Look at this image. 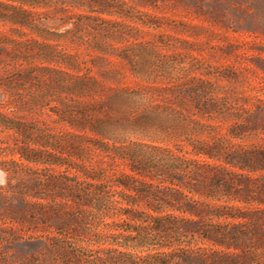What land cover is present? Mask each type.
<instances>
[{"label": "trees", "instance_id": "obj_1", "mask_svg": "<svg viewBox=\"0 0 264 264\" xmlns=\"http://www.w3.org/2000/svg\"><path fill=\"white\" fill-rule=\"evenodd\" d=\"M127 16L104 0H0V25L9 26L0 32V105H14L11 114L0 111V123L16 132L9 148L21 160L5 162L17 168L45 163L37 156L43 152L47 163L63 165L71 142L54 131L32 138L19 115L30 105L31 89L46 83L65 94L53 111L82 150L81 162L68 167L75 169L70 199L96 220L99 246L73 252L75 264H264V136L252 150L237 141L251 132L249 118L264 117V99L224 89L222 79L237 83L239 77L205 66L201 55H190L199 66L174 72V64L161 62L147 71L129 47L157 44L131 40L137 34L126 28L141 29ZM50 21L72 23L65 34L84 49L71 53L47 41ZM24 28L45 40L22 39ZM82 53L95 58L93 66ZM95 66L100 70L93 73ZM252 132L264 135V124ZM237 169L260 171V194H251L257 178ZM188 237L209 245L190 247Z\"/></svg>", "mask_w": 264, "mask_h": 264}, {"label": "rangeland", "instance_id": "obj_2", "mask_svg": "<svg viewBox=\"0 0 264 264\" xmlns=\"http://www.w3.org/2000/svg\"><path fill=\"white\" fill-rule=\"evenodd\" d=\"M104 1L111 2L117 9L121 8L128 14L123 19L141 29L136 31L126 28L128 34H137V39L130 37L131 40H151L157 44L156 47L137 43L129 47L135 52L136 58L147 66V71L158 70L161 62L174 64V72L182 65L199 66L198 61L190 55H201L206 61L205 66L212 64L216 67L215 71L223 74L233 71L239 77L237 83L222 79L219 83L224 89L231 90L235 86L239 92L264 99V90L256 91L257 86L264 87V0H125L127 4L124 0ZM129 4L136 5L138 9H131ZM138 10L151 15L142 14ZM74 11L81 10L74 8ZM141 19L154 22L159 27L143 25ZM46 25L53 36V39L47 41L58 44L59 49L73 53L76 47H81L71 39V34H65L66 29L73 26L72 23L58 25L50 21ZM8 27L0 25V32H8ZM24 30L28 35L22 39L34 37L45 40L36 33H29L28 28ZM161 40L167 41L169 46ZM126 43L129 42H123L122 45ZM33 48L40 50L39 46ZM83 49L81 47L79 52ZM80 57L88 60V66H93L92 60L95 58L92 55L82 53ZM97 70L100 68L95 66L93 73ZM84 72L85 69L81 71ZM127 82L132 83V79L129 78ZM63 96L64 93H59L46 83L40 84L26 95L30 105L19 112L22 120L28 124L32 138L44 140L48 133L54 131L63 134L64 142H75V145H64L66 150L61 156L62 166L47 163L51 158L43 152L37 153V156L45 163H31V166L21 165L18 168L12 163H6V160H21L10 149L15 147L16 132L0 123V174L5 179V183L0 184V264H75L73 252H82L87 246H99L98 237L93 231L96 220L93 217L86 219L70 199L73 183L70 178L75 169L69 171L68 167L72 162H81L82 150L79 140L65 133L69 126L59 121L53 111V106L59 105ZM7 97L13 98L9 94ZM2 98L0 95V100ZM13 106L0 105V111L11 114ZM248 123L251 132L245 133L237 141L252 150L260 142V136H264L252 132L263 126L264 117L256 114L249 118ZM6 167L10 171L4 170ZM14 167L17 173H13ZM123 168L129 172L127 166L120 165V169ZM237 170L257 178V185L251 194H260V171ZM241 184L244 187L248 182L241 178ZM237 204L243 210H248L250 206L242 202ZM184 239L190 242V247H197V243L198 246L209 245L191 237Z\"/></svg>", "mask_w": 264, "mask_h": 264}, {"label": "clouds", "instance_id": "obj_3", "mask_svg": "<svg viewBox=\"0 0 264 264\" xmlns=\"http://www.w3.org/2000/svg\"><path fill=\"white\" fill-rule=\"evenodd\" d=\"M5 183V179L2 174H0V184Z\"/></svg>", "mask_w": 264, "mask_h": 264}]
</instances>
